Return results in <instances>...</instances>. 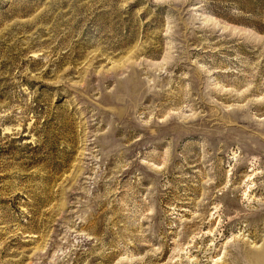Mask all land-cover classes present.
Masks as SVG:
<instances>
[{"label":"rangeland","instance_id":"obj_1","mask_svg":"<svg viewBox=\"0 0 264 264\" xmlns=\"http://www.w3.org/2000/svg\"><path fill=\"white\" fill-rule=\"evenodd\" d=\"M0 264H264V0H0Z\"/></svg>","mask_w":264,"mask_h":264}]
</instances>
